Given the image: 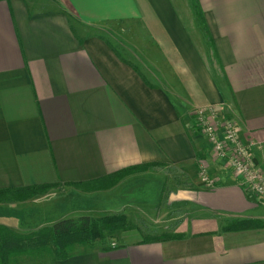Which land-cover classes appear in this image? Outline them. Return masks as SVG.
Wrapping results in <instances>:
<instances>
[{
    "label": "crops",
    "instance_id": "1",
    "mask_svg": "<svg viewBox=\"0 0 264 264\" xmlns=\"http://www.w3.org/2000/svg\"><path fill=\"white\" fill-rule=\"evenodd\" d=\"M193 1L186 10L173 0H0V189L53 184L1 200L0 224L27 233L81 215L127 219L113 190L121 180L94 191L70 184L146 163L185 176L166 228L115 230L63 259L23 264H264V198L192 127V111L211 105L242 140L264 141V0ZM104 24L140 29L153 47L151 79L91 33ZM201 165L213 186L200 181ZM231 220L260 226L223 229Z\"/></svg>",
    "mask_w": 264,
    "mask_h": 264
},
{
    "label": "trees",
    "instance_id": "2",
    "mask_svg": "<svg viewBox=\"0 0 264 264\" xmlns=\"http://www.w3.org/2000/svg\"><path fill=\"white\" fill-rule=\"evenodd\" d=\"M199 20L202 22L201 18ZM149 165L152 164L130 165L113 173L70 185L83 191L107 189L122 177L145 169ZM52 186L53 184H38L23 188L0 189V201L25 200ZM259 226L258 220H231L223 229L235 230ZM129 228L148 229L144 224L136 226L129 223L121 212L98 217L81 215L75 218H62L49 226H43L27 233L18 232L0 224V264H7L10 259L16 263L19 259L42 258L43 256L49 261L63 259L74 253L73 250L76 247L88 248L92 242L102 240L105 233ZM164 237L153 235L149 238L163 239Z\"/></svg>",
    "mask_w": 264,
    "mask_h": 264
},
{
    "label": "rangeland",
    "instance_id": "3",
    "mask_svg": "<svg viewBox=\"0 0 264 264\" xmlns=\"http://www.w3.org/2000/svg\"><path fill=\"white\" fill-rule=\"evenodd\" d=\"M173 1L178 7L182 5L185 6L186 10H191V7L195 5L193 0ZM188 15L193 18L196 16V13H190ZM138 29L132 28L131 26L127 27L124 24H104L91 30V33H97L104 37L120 56L130 60V62L135 64L144 75L151 79L153 71L150 69V65L147 64L146 59L148 58V50L153 47L145 43V35ZM197 32L201 34V30L198 29ZM211 53V47L208 44L209 69L217 82L223 86L222 77L217 70ZM146 67H149V69ZM120 180L118 181L120 182L119 185L113 190H116V192L118 191L120 195H122V198L124 197L122 200H119V205L117 207L118 209H126L129 223L136 226L144 224L146 227H149L151 223V225L158 226L161 230L166 228L167 224H172L173 221H166L175 212L173 208L170 207L168 198L175 187L185 180L183 174L177 173L176 170L168 166L149 165L145 169L122 177ZM122 186H127L126 188L128 189L125 191V187ZM158 234L162 235V233H155L154 235ZM105 237L107 239V233H105ZM100 241L101 240H96L92 242L91 245ZM81 249L80 247H76L73 252H77ZM42 258L47 260L45 256ZM28 260L29 258H23L14 263L12 262L13 259H10L7 264H23L27 263Z\"/></svg>",
    "mask_w": 264,
    "mask_h": 264
},
{
    "label": "built area",
    "instance_id": "4",
    "mask_svg": "<svg viewBox=\"0 0 264 264\" xmlns=\"http://www.w3.org/2000/svg\"><path fill=\"white\" fill-rule=\"evenodd\" d=\"M192 127L203 137L211 156L239 178L243 189L258 198H264V171L258 165L253 149L264 161V141L242 140L234 121L211 105L192 111ZM204 186H213L205 165L198 169Z\"/></svg>",
    "mask_w": 264,
    "mask_h": 264
}]
</instances>
